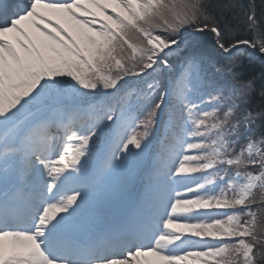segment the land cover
Here are the masks:
<instances>
[{"label": "snow or ice", "instance_id": "snow-or-ice-1", "mask_svg": "<svg viewBox=\"0 0 264 264\" xmlns=\"http://www.w3.org/2000/svg\"><path fill=\"white\" fill-rule=\"evenodd\" d=\"M0 264H264V0H0Z\"/></svg>", "mask_w": 264, "mask_h": 264}, {"label": "trees", "instance_id": "trees-1", "mask_svg": "<svg viewBox=\"0 0 264 264\" xmlns=\"http://www.w3.org/2000/svg\"><path fill=\"white\" fill-rule=\"evenodd\" d=\"M241 35H243V34H241ZM209 40H210V38H208ZM256 58H257V64L259 63V54L257 53L256 54Z\"/></svg>", "mask_w": 264, "mask_h": 264}]
</instances>
